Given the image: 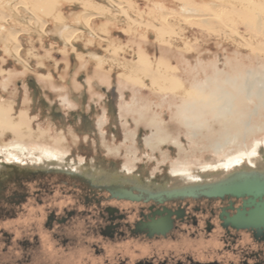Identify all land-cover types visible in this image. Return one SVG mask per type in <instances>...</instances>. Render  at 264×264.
Returning <instances> with one entry per match:
<instances>
[{
  "label": "rangeland",
  "instance_id": "rangeland-1",
  "mask_svg": "<svg viewBox=\"0 0 264 264\" xmlns=\"http://www.w3.org/2000/svg\"><path fill=\"white\" fill-rule=\"evenodd\" d=\"M135 7L140 14L152 13V19L135 22L138 29L106 25L114 43L88 42L78 35L65 45L50 38L48 30L75 25L73 6H66L71 13L64 11L65 20L57 12L42 14V31L25 26L18 36L28 67L4 52L0 28V151L19 142L89 171H130L154 189L172 184L175 170L200 172L264 141V25L257 19L264 7L239 6L248 18L225 11L206 22L171 18V27L154 15L161 7ZM222 21L239 35L224 31ZM118 26L126 31L118 32ZM100 50L142 67L147 76L103 66L93 58ZM24 176L30 177L0 167L6 186ZM31 199L33 215L39 206ZM108 203L126 207L115 199Z\"/></svg>",
  "mask_w": 264,
  "mask_h": 264
},
{
  "label": "flooded vegetation",
  "instance_id": "flooded-vegetation-1",
  "mask_svg": "<svg viewBox=\"0 0 264 264\" xmlns=\"http://www.w3.org/2000/svg\"><path fill=\"white\" fill-rule=\"evenodd\" d=\"M263 163L249 168L264 170ZM17 171L30 177L71 178L76 183L69 182V187L76 186L77 194L38 190V230L15 239L14 232L0 228V264L13 260L14 246L23 249L20 264H264V221L258 217L264 195L256 196L264 191L261 182L204 190L198 189L200 183H188L150 190L109 177H79L42 167L21 165ZM193 173L199 172L177 176ZM5 189L3 182L0 196ZM24 195L18 191L11 201L20 204L27 199ZM109 199L126 207L111 205ZM12 213L1 211L0 218Z\"/></svg>",
  "mask_w": 264,
  "mask_h": 264
},
{
  "label": "bare ground",
  "instance_id": "bare-ground-1",
  "mask_svg": "<svg viewBox=\"0 0 264 264\" xmlns=\"http://www.w3.org/2000/svg\"><path fill=\"white\" fill-rule=\"evenodd\" d=\"M174 5L181 6V10L165 11L164 8H162L163 6ZM58 6H63L61 10L63 13L58 11ZM66 6H73V11H75L73 20L76 21V24L72 25L71 23H66L63 26L56 25L48 31L51 33L50 38L57 37L61 43L71 46L74 37L78 35L84 36V40L88 42L107 41L108 43H114L109 38V32L111 30H107L106 25L118 23L121 26H125L127 30L128 28L138 29L134 26L135 22H138L141 25L142 23L147 22L149 17V19H152V13L151 16L149 15L150 13H147L146 15L140 14L135 11L137 10L135 9L137 8L135 6H147L149 8L154 7L155 9L161 7V9H159V13H155L154 15H158L160 22H162L164 26L171 27L169 22V19L171 20V18L179 20L183 19L186 22H194L197 20L206 22L212 17H219L223 11L228 12L229 15L248 18L249 14L246 11H242L239 6L255 8L261 6L264 7V0H0V28L4 32L1 35V39L5 38V46L7 47V50H4V52L10 53L16 62L28 67L29 63L24 58V51L21 50L22 43L18 36L26 31V29H24L25 26L34 25L35 28L38 29L37 31H42L45 24V19L42 14L47 15L51 13L53 14L54 12L55 15L57 12V14H59V18L65 20L64 16L66 13H64V11H71L70 9H67L68 7L66 8ZM197 6H203V9L201 10ZM100 18L103 21L101 22L102 24L100 23L99 25L92 26V21ZM257 19H260L263 26L264 15L262 13H258ZM68 20L70 21V19ZM104 21L106 23H104ZM93 24L95 23L93 22ZM221 24L224 31L226 30L235 35L239 33L234 26L227 24L224 21H222ZM121 26H118V32L126 31V29L122 30ZM114 33L111 34L114 35ZM2 47L3 45L1 46V49ZM99 52H101L99 56H92L96 62L103 64V66H113L120 71L131 72L132 74H147L146 72L141 71L142 67L140 69L137 65H130L124 62L120 57L110 55V53L106 51L104 52L100 50ZM150 76L152 79L151 81L153 82L157 79V76L153 73L150 74ZM263 146L264 141L256 140L252 146V151H241L237 155L228 156L225 161L228 163L211 171L177 176L182 173L194 171L189 169L175 170L173 172V177H177L173 178L172 184H166L163 187L156 185L154 190H169L172 186H176L178 184L185 185L188 183H200L198 186L199 190L224 188L227 185H233L244 181L261 182V185L259 186H262L264 184V170L249 167L258 166L264 162V151L263 153L261 151H258L256 154H254L255 152L253 153L254 149L261 148ZM251 153L252 155H250ZM247 154L250 156L241 157ZM224 163L222 162L221 164ZM21 165L42 167L51 172H59L79 177H109L114 181H118L123 184H132L138 187L144 186L146 189L153 190L149 185L142 184L139 180L140 177L138 179V176L130 171H127L124 174H108L97 168L89 171V168L84 164L64 159L53 152H36L19 142H13L0 151V167L14 168V170L17 171L20 169ZM216 166L218 165L206 166L202 170L214 168ZM2 183L3 182L0 181V187ZM263 193L264 191L261 193L258 192L256 193V196L261 198L262 195H264ZM258 213V217L264 221V209L260 210Z\"/></svg>",
  "mask_w": 264,
  "mask_h": 264
},
{
  "label": "crops",
  "instance_id": "crops-1",
  "mask_svg": "<svg viewBox=\"0 0 264 264\" xmlns=\"http://www.w3.org/2000/svg\"><path fill=\"white\" fill-rule=\"evenodd\" d=\"M69 182H74L73 179L63 177L60 175H46V176H33L24 178L22 181L13 182L6 186L5 191L0 196V212L6 210H13V216L9 217L6 216V219L0 218V228L6 231L14 232L15 239H20L26 232H31L34 230H38L32 224H37L39 220L37 217L31 218V216H37V213L33 211V215L28 212L29 205L36 204L34 201L32 202L31 197L37 200L35 194L38 190H46V188L53 189V190H61L64 194H75V190L77 189L76 186L69 187ZM76 183V182H74ZM63 186V187H62ZM69 187V188H68ZM18 191H24L25 197L27 199L23 200L20 204H14L11 201V197L17 194ZM24 194V193H23ZM77 194V193H76ZM38 209L41 207V203H37ZM35 207V206H34ZM26 208V210H25ZM37 208V207H36ZM35 208V209H36ZM34 210V209H33ZM30 211H32L30 209ZM35 213V214H34ZM1 215V214H0ZM30 219H33L32 221ZM26 231V232H25ZM14 257L9 264H20L18 259L22 254V247L14 246Z\"/></svg>",
  "mask_w": 264,
  "mask_h": 264
}]
</instances>
